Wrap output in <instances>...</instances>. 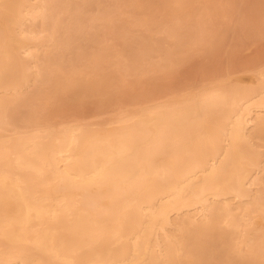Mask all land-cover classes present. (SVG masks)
<instances>
[{
    "label": "bare ground",
    "instance_id": "bare-ground-1",
    "mask_svg": "<svg viewBox=\"0 0 264 264\" xmlns=\"http://www.w3.org/2000/svg\"><path fill=\"white\" fill-rule=\"evenodd\" d=\"M77 1L79 2L0 0V264H209L218 254L214 245L216 240L220 241H217L216 245H222L217 247L224 248V258H229L227 261L222 257L221 261L224 260L225 264H264V143H261V140L264 141L263 68H256L259 69L258 74L252 75L257 76L255 84L244 85L243 82L240 83L241 80L237 82L241 76L234 77V80L229 79L230 81L221 80L214 85L200 87L196 92L168 100L166 98L163 102L161 100L152 105L146 104L147 106H140L139 109L136 106L137 110L133 108V111L127 110L113 116L114 118L108 117L110 119H106V124L99 122L92 125L88 121H77L52 126L47 121L48 116V123L41 128L37 126L38 129L35 127L32 130L28 128L19 131L14 127L16 130H6L4 125H7L9 120L12 125L15 120L14 111L19 106L30 105V100L35 95L61 98L63 94H66V97L71 94H84L85 97L88 92H100L104 84L116 83L119 90L118 86L122 87L123 84V81L119 83L121 76L117 79L118 82H112V75L115 72L117 75L116 67L118 71L125 70L129 77L134 76V80L130 81L134 83L135 89L131 84L130 91L127 87L125 90L121 89L122 95H126V91L130 95L129 92H135L137 89L140 92L138 83L145 78L139 79V75L145 65L144 59L149 58L145 55V50L148 49V53L152 48L149 42L153 40L150 35L153 27L161 32L164 29L166 35L172 37L170 43L168 42L167 51L173 47L179 48L176 51L180 53L187 49L189 52L193 47L194 51L198 49L195 48L198 44L202 45L199 49L203 45L207 49L215 47L218 35L225 33L223 30L220 34L218 32L221 24L218 25L220 27L215 25L219 29L216 30L215 27L213 30L214 26L209 24L213 21L207 15L206 18L210 19L207 23L205 16H201V10L196 11L197 15H200L194 18L193 0H176L174 5L168 8L163 7L164 0H157V3L164 2L163 16L157 20L156 17L152 19L154 14L151 15L148 11L152 18L148 14L149 19L146 17L141 20L139 17L137 21L138 16L135 17L130 8L128 11L131 15L134 14L136 25L143 22L146 27L147 24L146 29L149 32L142 31L144 27L137 31L138 34L131 31L133 29L130 23L134 21H124L121 16V24H117L118 20L114 18L118 17H113L116 21L114 23L112 16L108 14L113 9L108 10L107 14L102 12L100 6L108 3L107 1L81 0L82 3H74ZM207 1V5L213 3L211 0ZM226 1L225 3H228L231 0ZM93 2L97 3L95 10L94 7L91 8L94 12L90 9ZM99 2L102 4H98ZM151 2L152 0H122L128 7L132 5L131 7H137L139 10L142 8L139 13L142 11L144 14L147 8L150 9V4H157ZM116 3L113 1L114 5ZM257 3L252 6L257 5V11L262 10L264 3ZM119 5H116V9L121 6ZM203 5L204 8L207 6ZM157 6L159 8V5ZM213 6L211 9L209 5L206 8L213 11L212 8L217 5ZM249 7L244 8L248 11ZM252 8L255 9V6ZM253 9V12L250 9L248 13L245 11L249 16L245 15L256 17L259 12L256 13V9ZM61 13L67 14L64 23L65 18L63 21L60 19ZM239 13L242 15L241 11ZM100 15L104 16L105 21L110 20L106 24L103 20L104 23L100 26L98 23V28L93 23L85 28L88 23L84 22H89L87 18L92 21ZM200 16L201 18H198ZM239 17L235 15L237 21ZM244 18L242 17V20L248 24L249 19L246 22L247 19ZM191 19L193 24L189 25L187 22ZM252 24L255 23L250 25ZM262 24L264 22L259 26ZM233 25L232 21L231 26ZM255 26L256 29L259 27ZM60 27L65 29L60 32ZM261 27L264 26H260L263 31ZM100 29L101 33L98 32ZM252 29L255 31V28ZM258 30L256 31H261ZM106 33H112L110 36L113 39L117 38L113 42L116 44V40L118 41L116 47L121 45L119 49H112L115 44H109L113 39L110 42ZM129 33L130 43L127 40ZM248 33L252 31L245 35ZM85 34L88 36L86 42L87 38L89 42L90 39L92 41L95 35L96 38L100 37L101 46L98 44L99 48L93 44L97 51L88 50V55L81 57L86 51L81 43ZM220 37L222 39V34ZM160 38L164 40L163 37ZM163 40L162 43L152 42L161 49ZM102 41L106 43L102 44ZM192 42L199 43L193 45ZM47 43H51L50 47ZM131 43L139 45L138 49ZM73 44H77V53L70 48ZM171 44L173 45L170 46ZM64 46L66 49L69 46L68 52L77 55L79 53L80 58H85L87 61L84 62L83 59L82 66L83 62H88L90 71L84 68L82 72L80 70L79 73H72L74 69L69 60L71 73H59L64 71L59 69L63 68L64 57L67 56L60 53ZM182 48L183 50L179 51ZM110 49L113 52L110 57H114L116 53L115 56H120L119 60L123 55L124 59L126 58V61L121 60L123 69L120 68L118 58L116 67L111 58L106 59ZM163 50L165 54L162 55L166 58H162V55L159 58H162L163 62L169 60L165 63L171 64L159 63L162 60L154 59L158 61V66L157 61L153 63L150 58L146 63L149 64L150 61L158 66L160 72L166 74L167 66L172 68L173 59L177 58L170 60L171 51L168 53L166 48ZM208 51L211 52L209 49ZM188 52L186 55L190 58ZM72 54L70 53V56ZM183 55L185 59L188 58ZM104 60H110L111 66L115 67L112 68L114 72L110 69L114 73L111 76L104 74L107 79L99 71L101 66L103 70H109L104 67ZM77 64L72 62L73 67ZM154 65L153 68L151 65L150 67L155 72ZM66 66L65 63L64 67ZM82 66L79 68L82 69ZM159 69L156 70L157 73ZM170 70L168 72L172 75L173 68ZM126 71L133 72V75ZM84 72L88 75L83 76L86 75ZM119 73L122 74L121 71ZM147 74L149 73L140 77ZM151 74L148 76L151 77ZM124 79L125 86H129L130 84L126 85V76ZM241 79L243 80V77ZM147 83L150 81L146 79V83H141L140 86L143 85L148 90ZM152 83L154 84V81ZM41 84H44V87ZM26 85L34 87L26 91V88L23 89ZM109 87L113 91L112 86ZM105 92L107 90L102 92L105 96L110 95V92ZM139 92L135 93L139 95ZM111 93L112 99L117 97ZM129 95L127 97H130ZM39 97L37 100L42 98ZM99 99L103 100L102 97ZM81 100L78 102L81 103ZM104 100L99 106L104 104ZM48 101L50 102V99ZM28 108H31V105ZM41 108L37 109L42 110L44 107ZM46 108L47 105L45 110L41 111L42 114L39 110L40 113L37 114L43 115L44 112L46 115ZM28 118L26 120H29ZM30 119L33 120L32 117ZM182 210L187 212L182 217H171L178 212L182 215ZM222 252L221 255H216V258L222 256ZM235 256L239 259H234ZM217 260L215 259V263Z\"/></svg>",
    "mask_w": 264,
    "mask_h": 264
},
{
    "label": "rangeland",
    "instance_id": "rangeland-1",
    "mask_svg": "<svg viewBox=\"0 0 264 264\" xmlns=\"http://www.w3.org/2000/svg\"><path fill=\"white\" fill-rule=\"evenodd\" d=\"M71 1H74V0H71ZM108 2V3H103L102 4V2ZM102 2H99L98 4H102V6H100L101 7V9H102V12L103 11H105L104 13H106L108 10H112V11H109L108 12V14H110V16H112L111 18L113 19V17H118V18H114L115 20H118V21H120V22H116V21H114V19H113V21H114V23L116 22L117 24H121V20L123 19L124 21L125 20H128L129 19V21L131 22V21H134V22H131V23H133L132 25H131V23H130V27L133 29V30H131V31H133V32H135V33H137V31H139V30H142L145 26H144V24H143V22L142 23H138V25H136V18L135 17H137L138 19H137V21L139 20V17L141 18V20L142 19H146V17H151V15H153L154 14V16H153V18L152 19H154V17H156V19L155 20H157V19H159V18H161V15L163 16V14L162 13H164L163 12V9H162V6H163V4H164V2H165V4H164V8L166 7V8H168L169 6H171V5H174V1H176V0H164V2H162V3H157V0H152V2L154 3H157V4H153V6H151V4H150V9H146L147 10V12L144 14V12H142L141 11V13H139V11L142 9V8H140V10H139V8H135V7H131L132 5H129V7L126 5V4H123L122 3V0H103ZM113 1H114V3H116V5H119L120 7H117V9H119V10H117L116 9V5H114L113 4ZM116 1V2H115ZM136 2H137V0H135ZM141 1V0H140ZM151 1V0H150ZM158 1H160V0H158ZM161 1H163V0H161ZM160 1V2H161ZM194 2H193V6H194V10H193V13L195 14L194 15V18L196 17V16H199V15H197L198 13H196V11L197 12H200L199 10H201V11H203V12H200L201 13V16H205V18H206V16L208 15L209 17H210V19L213 21V23H210L209 22V20L210 19H208V17L206 18V22L208 23L209 22V24H212L211 26H214V27H212V29L214 30V28L216 27V26H218V25H220L221 24V27L220 26H218V27H220V29L218 28V27H216V30L217 29H219L218 30V32H219V34H220V32L223 30V32H225L224 34L221 32V34H222V39H221V34L220 35H218V38H219V40H218V38H217V42H219V43H217L216 42V44H217V48H216V44H214L215 45V47L214 46H212V48L211 47H209L208 49L211 51V52H209L208 51V49H207V47L206 46H204L203 45V47L201 48V49H199V47H201V46H199L200 44H198V45H195L194 43H199V42H192V44L193 45H195V48H198V49H196V50H194L193 51V49H194V47H193V45L191 44V46L193 47V49L192 50H190L189 52L186 50L184 53L183 52H181V53H183V54H185V56L186 57H188V55H186V52H188L189 53V55H190V58L188 57V58H186L185 59V57H184V55L183 54H181L180 52H177L176 50H178L179 48V46H175V47H177L178 49H175V48H171L170 47V49L171 50H168L169 52L171 51H173L172 53L170 52H168L167 51V49H169V43H170V41L172 40V37H169V36H167L166 35V32H164L165 30L164 29H162L163 31L161 32L160 30H157V28L155 27H153V29L150 31V35L152 36V41H157L158 43L159 42H161L162 43V40H160L161 38L160 37H163L164 38V40H163V46H164V48H166V51L169 53V54H171L172 55V57H171V59L170 60H172V58H174V57H176L177 59H173V63L175 64H173L172 66V68H173V70H172V75L169 73L171 70L170 69H172V68H170L169 69V67L170 66H167L168 67V69H167V73H169V74H167L164 70H163V72H165L166 74H164V73H162V72H160V69H159V72L157 73V71H158V69H157V67L159 66V64H158V61L157 60H154V59H160L159 61H161L162 60V58H164V56L162 55V54H165V51L163 50L164 48H163V46H161L162 44L160 43V48L161 49H159V48H157V45H155V43H153L152 41H150L149 42V44H150V46H152V48H150V50H149V52L147 53V50H145V55L147 56V57H149V58H147L146 56H145V58H147V59H149V60H151V61H153V63H154V61L156 62L157 61V65L158 66H156V65H154L153 63V65L154 66H156V67H154V68H156L155 69V72L152 70V64L150 63V61H149V64H147L148 63V60L147 59H144V61H145V63L143 62V64H145V65H143V67H142V74H146V73H149V74H147V75H143V76H141L140 77V75H142V74H140L139 75V79L141 78V79H144V81H140L138 84L137 83H135L136 85H138L137 86V88H139L141 91L139 92L138 91V89H137V91H135V92H139L138 94L139 95H137V93H135L133 90V92H134V94H133V92L131 93V92H129L130 93V95L128 94V92L126 91V92H124L126 95H122V90L121 89H123V90H125V89H127L128 91H130L131 89H132V85L134 84H132L131 83V79L132 80H134L133 79V77L134 76H130L129 77V75L128 74H126L125 73V70H124V72H123V70H117V67H116V65H117V63L120 61V68L121 69H123V66H121L122 65V62L125 60L126 61V58L124 59V55H123V57H121L122 59V62H121V60H119L120 58H118V57H120V56H115L116 55V53H114L115 55H114V57L112 56L113 55V52H112V50L110 49L109 50V54H107V57H106V59H109V58H111L110 60H112V63H113V65H115V67H112L111 65H112V63L110 64V60L108 61V60H106V61H108V62H106L105 60V63L104 62H102L103 63V65H105L104 67H106L107 69H109V70H103L102 68H103V66H101L102 65V63H101V69H99V71L101 72V73H103V75L104 74H109L110 76H111V74H114V73H112V72H114V70H112V68H115V70L117 71V75H116V72H115V74L114 75H116V76H114V75H112L114 78H112V79H114V80H112V82L113 83H115V82H118V80L117 79H119V76H121V78L125 75L126 76V80L129 82H127V84L126 85H131V87H130V85L129 86H125V84L124 83H126V82H124L125 81V79H124V77L121 79L120 78V80H119V83L121 82V81H123V84L121 85L122 87H120V86H118L119 87V90H118V88H117V85H118V83H116V84H114V85H111V84H109L110 86H112V90L113 91H111V88L109 87V85H107V84H104L103 86L105 87H103L101 90H102V92H104V90H107V92H110L109 94L111 95L112 93L111 92H113V94L114 95H112V96H117L116 98L115 97H113L114 99H112V97L110 96V95H104L102 92H101V90H100V92H98V91H95V92H93V91H91L90 93H89V95L87 96V94L88 93H86V95H85V97H84V94H82V95H80V96H75L74 94H71V96L69 95V96H65L66 94H63L62 95V97L61 98H58V97H45L44 95H35V96H33V98L34 99H36V100H34L33 98L30 100L31 102V108H28V107H30V105L28 104V106L26 107V106H19L18 107V109L16 110V111H14L15 113H16V115H15V113H13V119H17L16 121L14 120L13 122H12V125H11V123H10V121L11 120H9V122H8V124L6 125H4V127H6V130H7V128H8V130L10 129H14V127H16V129L17 130H19V131H23V129H25V130H28V128H30V130H32L33 128H35V127H39V128H41V127H43L44 125H46V123H48V122H50L51 124L50 125H52V126H59L60 125V123H63V122H67V123H65V124H69V123H74V122H76L77 123V121L79 122V121H81V122H79V123H82V122H84V123H87V121H88V123L90 122V124H92L93 125V123H94V125H95V123L97 124V123H104L105 121H107L108 119H110V118H112L113 116L115 117V115L117 116L118 114H120V113H124V112H126L127 110H128V112H130V110L131 109H133V110H137L135 107L137 106V108L139 109V107L140 106H147L148 104H150V105H152V104H154V103H157V102H159V101H161V102H163V101H165L166 100V98H167V100H168V98L169 99H171V98H174V97H176V96H179V95H185L186 93H191V92H196L198 89H200V87L202 88L203 86H211L212 84L214 85L215 83H218V82H220L221 80H223V81H226V79H227V81H230V80H234L236 77L238 78L239 76H241V77H239L238 79H237V82H240L239 80H241V82L240 83H242V84H244V85H249V84H255V82H256V77L257 76H252L253 74H258V71H259V69L261 68H263L264 69V27H261V28H263V31L260 29V26H264V24H262V25H260L259 26V24H261V23H263L264 22V19L262 18V17H264V15H263V13L264 12H261V11H263L264 10V8H261L260 6V4L258 5L259 6V8H261L262 10H260L259 8H258V10H260V11H257V5H254L255 6V9H253L252 7H254V6H252L253 4H255V2H256V4H258L257 2H259V3H264L263 2V0L262 1H260V0H255V2H254V0H231L230 2L228 1V3H225V2H227L226 0H211V2H213V3H211V5H210V3H208V5L210 6L209 8L211 9V6L212 7H214L213 5L215 4V5H217L215 8H217L216 9V11H215V8H212V10L213 11H211V10H207V0H193ZM201 1H203L202 3L203 4H205V5H207L205 8L204 7H202V5L200 4L201 3ZM206 1V2H205ZM109 2H111V3H109ZM138 2H139V0H138ZM151 2V3H152ZM209 2H210V0H209ZM252 2V3H251ZM74 3H82V1L81 0H79V2L77 1V2H74ZM167 3H168V5H167ZM173 3V4H172ZM251 3V4H250ZM162 4V5H161ZM170 4V5H169ZM196 4L198 5V7H196ZM200 4V5H199ZM105 5V6H104ZM112 5V6H111ZM114 5V6H113ZM157 5H159V8H158V6ZM205 5H203V6H205ZM264 4H262V6H263ZM157 6V8L158 9H156L155 7ZM161 6V7H160ZM247 6H250L249 7V9L252 11V9L253 10H255V11H257L256 13H258V15L256 14H254V13H252V12H250L252 15L254 14L256 17H253V16H250V17H248L249 15L247 14L250 10L248 9V11L244 8V7H247ZM92 7H94V10H95V8L97 7V3H95V2H93V5L90 7V9L92 8ZM115 7V8H114ZM154 7V8H153ZM130 8H131V11H132V13H134L135 14V17H133V15H131V13H129V11H130ZM133 8H135V10H133ZM198 8V9H197ZM93 9V8H92ZM91 9V10H92ZM121 9V10H120ZM144 9V10H145ZM206 9V10H205ZM223 9V10H222ZM241 9H245V11L247 12H245V11H243V10H241ZM94 10H92L93 12H94ZM129 10V11H128ZM143 10V11H144ZM145 10V11H146ZM122 13H121V12ZM137 11H138V14H137ZM148 11H149V13L151 14H149L148 13ZM208 11V12H207ZM209 11H211L210 13H209ZM227 11V12H226ZM238 11V12H237ZM239 11H241V14L242 15H240V13H239ZM243 11V12H242ZM152 12V13H151ZM215 12H219L218 13V15H217V13H215ZM236 12V13H235ZM112 13V14H111ZM202 13H203V15H202ZM209 13V14H208ZM211 13L213 14V15H211ZM64 14V16L62 17V15ZM107 14V13H106ZM149 14V15H148ZM214 14L215 15H217V16H214ZM225 14H227V15H225ZM229 14V15H228ZM244 14V15H243ZM248 15V16H246V15ZM250 14V15H251ZM262 14V15H261ZM120 15V16H119ZM137 15V16H136ZM148 15V16H147ZM235 15L237 16V18L239 17V19H241V21L238 19V21H237V19H235ZM239 15V16H238ZM261 15V16H260ZM88 16V15H87ZM86 16V17H87ZM109 16V17H110ZM121 16H123L124 18H122L121 20H120V17ZM201 16L200 17H198V18H201ZM212 16H213V18H212ZM257 16H259V17H261V19H262V21H261V19L260 18H258ZM86 17H85V19H86ZM89 17V16H88ZM101 17V18H100ZM103 17L104 16H99V17H96V19H94V20H90L89 18H87V21L89 20V22H84V23H88V25H85L84 27L85 28H88L87 26H89V24H96V27L98 28V23H99V26L101 25V23L103 22ZM149 17H148V19H149ZM242 17H245L244 19H247V17H248V19H249V21L251 22L252 21V19L253 20H256V21H252V22H254L255 24H252V25H250L251 23L249 22L248 24H246L245 23V21L244 20H242ZM65 18V19H64ZM66 18H67V14L66 13H61V16H60V19H62V21H63V19H64V21H63V23L65 22V20H66ZM133 18H135V19H133ZM204 18V19H205ZM256 18V19H255ZM99 19H101V20H99ZM106 20L108 19L107 17L105 18ZM111 19V20H112ZM236 20V22H234L235 20ZM248 19L246 20V22H248ZM259 20V23H258V20ZM110 19H108L107 21H109ZM208 20V21H207ZM105 21V20H104ZM107 21H105V24L107 23ZM159 21V20H158ZM192 19L189 21V22H187L189 25L191 24H193L192 22ZM232 21H233V23H234V25H236L237 23V25L235 26V27H233V26H231V23H232ZM242 21H244L243 22V25H244V23H245V25L244 26H246L245 27V29H243L244 28V26L242 25ZM191 22V23H190ZM240 22H241V24H240ZM104 23V22H103ZM103 23H102V25H103ZM126 24H127V22H125ZM135 23V24H134ZM187 24V25H188ZM209 24H208V26H209ZM214 24V25H213ZM146 25V27H145V29H143L142 31H144V30H146L147 32H149L146 28H147V24H145ZM188 25V26H189ZM216 25V26H215ZM240 25H242V26H240ZM255 25H258L259 27L256 29V27L257 26H255ZM64 27H66L65 25H63ZM154 26V25H153ZM185 26V25H184ZM187 26V27H188ZM210 26V27H211ZM230 26H231V28H230ZM251 26H252V28H255V31L256 30H258V31H260V32H257L256 31V33H255V31H254V29H252L251 28ZM63 27V29H62V27H60L61 29H60V32L61 31H63L65 28ZM225 27V29H222V28H224ZM84 28V30H86ZM101 28V27H100ZM103 28V27H102ZM250 30H249V29ZM91 29H93V27H91ZM104 29V28H103ZM130 29V28H129ZM160 29V28H159ZM234 29V30H233ZM246 29H248V31L249 32H251L252 31V33L254 34V35H252V33H248V34H246L245 35V33H247L246 32ZM88 30H90V29H87V31ZM101 30L102 29H100L98 32L99 33H101ZM225 30V31H224ZM245 30V31H244ZM92 30H90L89 32H91ZM131 31H130V33H131ZM146 31H144L145 33H146ZM88 32V33H89ZM143 32V33H144ZM88 33H86L88 36H89V34ZM130 33L128 34V36L130 35ZM84 35V38H85V40H84V38L82 37V41H81V43L83 44L82 46H84V49L86 50L85 51V53H81L82 55H81V57H84V56H87L88 55V50L89 51H97L96 49H95V47H94V45L93 44H95V46H99L100 44H99V42H101V41H99V40H101V38L100 37H98V38H96L95 36H97V35H95L94 37H93V39H92V41H91V39H90V42H89V38H87V40H88V42H86V37H88L87 35ZM107 34V33H106ZM118 34V33H117ZM138 34V33H137ZM137 34H136V37H138L137 36ZM142 34V33H141ZM256 34H259L258 36L256 35ZM112 36V33L110 34L109 33V35L107 34V39H108V37L110 38V42H111V40L113 39V38H111V36ZM132 35H135V34H133L132 33ZM149 35V34H148ZM164 35H165V37H164ZM248 35H250V36H248ZM99 36H101V35H99ZM131 36V35H130ZM130 36L128 37V43H130L129 42V38H130ZM139 36H140V33H139ZM143 36H144V34H143ZM145 36H147V35H145ZM102 37V36H101ZM113 37H114V35H113ZM134 36H132V38H133ZM154 38H156L155 40H154ZM158 38V39H157ZM114 39H117L116 37H114ZM112 40V43H109V41H108V43L109 44H111V45H114L115 43L113 42V41H115V40ZM118 39H120V38H118ZM137 39V38H136ZM165 39H167L168 41H166ZM103 40V39H102ZM109 40V39H108ZM133 40H135V38H133ZM159 40V41H158ZM97 41V42H96ZM106 42H107V40H105ZM91 42H92V44H91ZM103 43L102 44H105L104 43V41H102ZM116 44H115V47L114 46H112V49H114V51L115 50H117V49H119L120 47H121V45L120 44H122V43H119V48L118 47H116V46H118L117 44H118V41L116 40ZM119 42H120V40H119ZM122 42V41H121ZM131 42H132V40H131ZM134 42V41H133ZM165 42V43H164ZM169 42V43H168ZM191 42V41H190ZM114 43V44H113ZM134 43H136V42H134ZM152 43V44H151ZM167 43V44H166ZM51 45V43H47V45H48V47H50V45ZM99 44V45H98ZM132 44V43H131ZM137 44H139L138 42H137ZM137 44H132V46L134 47V45H136V47H135V49L139 46V45H137ZM190 44H189V48H190ZM85 45H86V47L87 48H89L90 47V49H86V47H85ZM159 45V44H158ZM173 44H171L170 46H172ZM79 46H80V44H79ZM101 46V45H100ZM100 46H99V48H100ZM166 46H168V47H166ZM204 47H206V49H204ZM70 48H72L71 50L74 52L75 50L77 51L78 50V47H77V44H73L72 45V47L70 46ZM70 48H69V46H67V49H66V46H64L63 48H61L62 49V52H60V53H62V54H67V56H66V58L64 57V59H65V61L63 62V64H62V66H63V68L62 69H59V70H64V71H61V72H59V70H58V72L59 73H62V74H70L71 73V71H72V69H71V66H72V68L74 69L73 71H72V73H75V71H77L78 73H79V71L81 70V72L83 71V69L85 68V69H89L90 68V66H88V62L87 63H84L85 61H87L85 58H80V54L78 53V55L76 54V53H74V54H72L73 52H68V50H70ZM213 48H215V49H213ZM60 49V50H61ZM138 49V48H137ZM136 49V50H137ZM64 50V51H63ZM66 50V51H65ZM181 50H183V48L182 49H180L179 51H181ZM192 51V52H191ZM206 51H208V52H206ZM164 52V53H163ZM70 53L72 54V56H70ZM110 53L112 54L111 56L112 57H110L109 55H110ZM149 54V55H148ZM169 54H168V56H169ZM77 55V56H76ZM161 55L163 56L162 58H159V57H161ZM170 55V56H171ZM182 55H183V57H182ZM122 56V55H121ZM69 57V58H68ZM142 57V56H141ZM180 57H182V58H184V59H182V58H180ZM67 58H68V61H66L67 60ZM114 58V59H113ZM117 58H118V60L119 61H117ZM143 58H144V55H143ZM165 58H166V56H165ZM164 58V59H165ZM178 58H180L181 59V62H179L178 61ZM63 59V60H64ZM84 59V62H83V66H82V60ZM124 59V60H123ZM69 60H71V62L69 61ZM78 60H80V62H81V64H79L78 63ZM114 60V61H113ZM115 60H116V62H115ZM174 60L176 61V62H178V64L176 63V62H174ZM75 62L77 65H75V67H73L74 65H72V62ZM77 61V62H76ZM143 61V60H142ZM146 61H147V63H146ZM166 62H168L169 60H165ZM165 61L163 62V60L161 61V62H159V63H164V64H171V63H165ZM68 62H70L71 63V66L69 65L70 63H68ZM65 63H66V67H64L65 66ZM107 63V64H106ZM108 63H109V65H108ZM74 64V63H73ZM84 64L87 66H84ZM156 64V63H155ZM163 64V65H164ZM83 67L82 69L81 68H79V67H81V66ZM147 65V66H146ZM150 65H151V67H150ZM160 65H162V64H160ZM54 66V65H53ZM69 66V67H68ZM77 66V67H76ZM108 66V67H107ZM109 66H111L110 68H109ZM175 66V67H174ZM68 67V68H67ZM150 67V68H149ZM259 67V69H256V68H258ZM69 68L71 69V70H69ZM77 68H79V70H76ZM143 68H144V70H143ZM147 68V69H146ZM56 69V68H55ZM112 70V72H111V70ZM152 70V72H154V73H152L151 72V70ZM162 69V68H161ZM254 69H255V71H254ZM260 69V70H261ZM65 70H68V71H65ZM148 70V71H147ZM157 70V71H156ZM166 70V69H165ZM168 70H169V72H168ZM258 70V71H257ZM86 71V70H85ZM89 71H90V69H89ZM122 72V74L121 73H119V72ZM145 71H147V72H145ZM254 71V72H253ZM64 72H66V73H64ZM70 72V73H69ZM80 72V73H81ZM86 72H88V70L86 71ZM86 72H84L85 74H86ZM127 72V71H126ZM145 72V73H144ZM256 72V73H255ZM90 73V72H89ZM127 73H130V74H132L133 75V72H127ZM141 73V72H140ZM152 73V74H151ZM67 74V75H68ZM77 74V73H76ZM83 74V73H82ZM82 74H80V75H82ZM121 74V75H120ZM150 74H151V77H149L150 76ZM88 74H86V75H83V76H87ZM128 75V76H127ZM149 75V76H148ZM152 75H154V76H152ZM105 76V75H104ZM107 76V75H106ZM105 76V78L107 79L108 77H106ZM155 76H157V77H159L158 79H156L157 77H155ZM228 76H230V78L228 77ZM117 77V78H116ZM127 77H129V78H127ZM227 77V78H226ZM235 77V78H234ZM243 77V80L241 79ZM225 78V79H224ZM253 78V79H252ZM39 79V78H38ZM146 79L148 80V82L150 81V83H147L146 85L148 86V90H147V87L145 88L143 85H141L140 86V84L141 83H143V84H145L146 83ZM230 79V80H229ZM115 80H117V81H115ZM252 80H254V81H252ZM152 81H154V84L152 83ZM157 81V82H156ZM247 81H248V83H247ZM251 83H250V82ZM110 83H111V81H109ZM108 82V83H109ZM246 82V83H245ZM121 84V83H120ZM119 84V85H120ZM107 85V86H106ZM116 85V86H115ZM145 85V86H146ZM32 86V85H31ZM31 86H28V85H26V86H24V90H26V91H28L29 89H33V87H31ZM41 86H42V84H41ZM42 87H44V84H43V86ZM108 89H107V88ZM116 88V89H114V88ZM127 87V88H126ZM144 88V90L142 89V88ZM26 88V89H25ZM130 89V90H129ZM133 89H135V85H133ZM110 90V91H109ZM121 90V91H120ZM196 90V91H195ZM42 92H43V90H41ZM145 92L146 91V93H141V92ZM42 92H40V93H42ZM93 92V93H92ZM107 92H105V94L107 93ZM95 93V94H94ZM98 93H100V94H98ZM69 94V93H68ZM94 94V95H93ZM96 94H98V95H96ZM102 94V95H101ZM116 94V95H115ZM118 94V95H117ZM132 94V95H131ZM92 95V96H91ZM100 95V96H99ZM127 95H129L130 97H127ZM40 96V97H42V98H40L39 100H37V98ZM44 96V97H43ZM99 96V97H98ZM106 98L105 100H104V97ZM76 97V98H75ZM80 97V98H79ZM102 97V99L104 100V104H100V106H99V103H102L103 102V100H101V99H99V98H101ZM110 98L111 97V99H108L107 100V98ZM46 98V99H45ZM68 98V99H67ZM78 99V100H74V99ZM50 99V102H51V100H53V101H55L54 103H52L51 102V105H50V102L48 101ZM60 99V100H59ZM80 99H82L81 100V103H79L80 102ZM95 99H97V100H95ZM40 100H41V102H40ZM59 100V101H58ZM65 100V101H64ZM94 100V101H93ZM33 101V102H32ZM34 101H36V102H34ZM75 101H77V102H75ZM79 101V102H78ZM82 101H85V102H82ZM107 101V102H106ZM155 101V102H154ZM43 102V103H42ZM48 102H49V104H48ZM61 102V103H60ZM93 102H95V103H93ZM149 102V103H148ZM151 102H153V103H151ZM32 103H34V104H32ZM39 103V104H38ZM63 103V104H62ZM56 104V105H55ZM97 104V105H96ZM147 104V105H146ZM37 105H40L39 107H37ZM42 105V106H41ZM46 105H47V108H46V110L47 111H45L46 112V115H44V112H43V115H38L37 113H40L41 111H44L45 109V107H46ZM48 105H50V107L52 106V105H55V106H57V108H55V106H53V107H51V109H50V107H48ZM60 107H59V106ZM97 107H96V106ZM36 106V107H35ZM25 107V108H24ZM44 109H42V108ZM27 108H28V110H30V111H32L31 113H30V111H28L27 110ZM37 108H41L42 110H39V109H37ZM49 109V110H48ZM14 110V109H13ZM20 110V111H19ZM36 110V111H35ZM40 112H39V111ZM122 110H124V111H122ZM133 110H131V111H133ZM18 111V112H17ZM38 111V112H37ZM17 113H19V114H21V116L19 115V114H17ZM29 113H30V115H29ZM34 113V114H33ZM48 113V114H47ZM262 113H264V111H262ZM26 114V115H25ZM36 114H37V116H36ZM41 114H42V112H41ZM17 115H19L18 117H17ZM32 115V116H31ZM34 115V116H33ZM14 116H15V118H14ZM49 116V118H48V120H47V117ZM112 116V117H111ZM24 117V118H23ZM28 117H32V119L33 120H31L30 118H28L29 120H31L30 122H29V120H26ZM108 117H110V118H108ZM113 117V118H114ZM26 118V119H25ZM46 118V119H45ZM12 119V120H13ZM19 119H21V121H23V122H21ZM23 119V120H22ZM107 119V120H106ZM19 120V121H18ZM27 122H26V121ZM48 122H47V121ZM15 122H18V124L16 123L15 124ZM29 122V123H28ZM108 122V121H107ZM107 122H105V124L107 123ZM10 123V124H9ZM16 126H15V125ZM30 124V125H29ZM64 124V123H63ZM104 124V125H105ZM116 124V123H115ZM14 125V126H13ZM62 125V124H61ZM108 125V124H107ZM10 128H9V127ZM13 126V127H12ZM38 127L37 128H35V129H38ZM16 129H14V130H16ZM9 130V131H10ZM5 132H7V131H5ZM9 133V132H8ZM11 133V132H10ZM258 141H260V140H258ZM261 143H264V141H262L261 140ZM263 150H264V147H263ZM184 210H182V212L180 211V213H182V215L181 214H179V212L177 213V214H174V216H173V214L171 215V217H173L174 219H176L177 217L178 218H180V217H182L183 215H184V213L186 212V211H184ZM187 213V212H186ZM179 215H180V217H179ZM217 241H219V240H216L215 242L217 243ZM220 242V241H219ZM216 243L214 244L215 245V249L217 248V251L218 252H216V250L214 249V255H215V252L216 253H218V254H216L217 256L218 255H221L220 253L222 252V249L224 250V248H220L221 249V252H219L220 251V249L218 248V247H220V243H218L217 245H219L218 247H217V245H216ZM222 246V245H221ZM223 254H224V251L222 252ZM223 254H222V256H219V257H217L216 258V255L213 257L214 258V261H212L213 259H212V257H210V261H212V263H210L209 262V264H216V263H218L219 264V262L221 261V259H223L226 255L224 254V256H223ZM213 255V254H212ZM184 256V255H183ZM223 257V258H222ZM220 258V259H219ZM226 258V257H225ZM224 258V259H225ZM232 259H233V257H231ZM215 259H218L217 261H216V263H215ZM227 259L229 260V258H228V256H227ZM227 259H225V260H227ZM234 259H236V260H238L239 258H238V256H235L234 257ZM227 260V261H228ZM16 263V262H15ZM222 263H224L225 264V261L224 260H222L221 261V263L220 264H222Z\"/></svg>",
    "mask_w": 264,
    "mask_h": 264
}]
</instances>
